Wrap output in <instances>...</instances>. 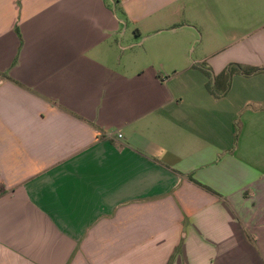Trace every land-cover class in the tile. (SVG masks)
<instances>
[{"label": "crops", "instance_id": "obj_1", "mask_svg": "<svg viewBox=\"0 0 264 264\" xmlns=\"http://www.w3.org/2000/svg\"><path fill=\"white\" fill-rule=\"evenodd\" d=\"M0 264H264V0H0Z\"/></svg>", "mask_w": 264, "mask_h": 264}, {"label": "trees", "instance_id": "obj_2", "mask_svg": "<svg viewBox=\"0 0 264 264\" xmlns=\"http://www.w3.org/2000/svg\"><path fill=\"white\" fill-rule=\"evenodd\" d=\"M237 66L235 67V65H230V67L228 68V70L225 72V74H224L225 75V80H224L223 90H225L226 87H227V85H228L227 83H228V79H229V74H231L233 72V70H235L234 68H237ZM254 71H255V69H250L248 71H245L244 74H250V73H253ZM196 184L199 185V186H201L198 183H196ZM203 188H205L209 192H212L210 189H208L206 187H203Z\"/></svg>", "mask_w": 264, "mask_h": 264}, {"label": "rangeland", "instance_id": "obj_3", "mask_svg": "<svg viewBox=\"0 0 264 264\" xmlns=\"http://www.w3.org/2000/svg\"><path fill=\"white\" fill-rule=\"evenodd\" d=\"M138 41H140V40H138ZM122 44L123 45H125L126 44V39H124V41L122 42ZM148 46V43H146L145 45H144V47L143 48H140V49H136L135 51H141V49L143 50V49H146V47ZM207 84H208V86L210 87V85H211V81L208 79V81H207ZM233 96V92H232V95H231V97ZM247 96H249V95H247Z\"/></svg>", "mask_w": 264, "mask_h": 264}, {"label": "built area", "instance_id": "obj_4", "mask_svg": "<svg viewBox=\"0 0 264 264\" xmlns=\"http://www.w3.org/2000/svg\"><path fill=\"white\" fill-rule=\"evenodd\" d=\"M118 137H121L120 135H118Z\"/></svg>", "mask_w": 264, "mask_h": 264}]
</instances>
